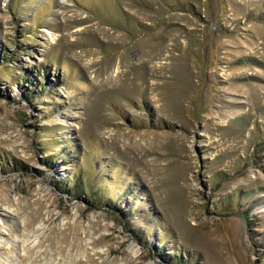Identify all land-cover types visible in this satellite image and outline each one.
Masks as SVG:
<instances>
[{
  "label": "rangeland",
  "instance_id": "374dc122",
  "mask_svg": "<svg viewBox=\"0 0 264 264\" xmlns=\"http://www.w3.org/2000/svg\"><path fill=\"white\" fill-rule=\"evenodd\" d=\"M0 264H264V0H0Z\"/></svg>",
  "mask_w": 264,
  "mask_h": 264
},
{
  "label": "trees",
  "instance_id": "16d2710c",
  "mask_svg": "<svg viewBox=\"0 0 264 264\" xmlns=\"http://www.w3.org/2000/svg\"><path fill=\"white\" fill-rule=\"evenodd\" d=\"M70 184H72V183H70ZM68 185V191H62V193H64V194H67L68 195V193H70V194H74L75 196L79 193L76 189H73L72 187V185ZM65 186V185H64ZM72 188V189H71ZM62 190V189H61ZM68 196H70V195H68Z\"/></svg>",
  "mask_w": 264,
  "mask_h": 264
}]
</instances>
